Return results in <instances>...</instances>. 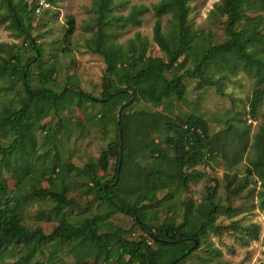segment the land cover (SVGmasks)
<instances>
[{"label": "rangeland", "instance_id": "obj_1", "mask_svg": "<svg viewBox=\"0 0 264 264\" xmlns=\"http://www.w3.org/2000/svg\"><path fill=\"white\" fill-rule=\"evenodd\" d=\"M160 1L131 0L127 7L113 10L112 15L126 16L132 5L151 6ZM15 2L20 7L28 5L30 19L25 18V23L31 24V39L12 20H5L7 8L0 0V63L7 59L26 65L35 55L30 46L35 40L42 55L39 61L32 62L29 74L32 88L41 85L40 68L46 66L50 90L65 94L79 89L97 100L88 102L67 94L64 104L42 120V130L30 134L36 141L30 159L31 174L36 173V176L30 175L21 183L8 168L3 169L8 191L2 199L4 203H10L23 225L30 230L41 229L49 235L65 220L80 228L93 226L99 234L122 230L128 240L147 238L131 216L115 211L108 202L98 201L100 194L94 182V176H98L103 184H107L108 192L115 195L118 204L138 207L145 223L153 228L165 223L178 227L187 218L197 216L209 219L210 227L201 234L200 248L180 264H264V187L258 176L248 171L256 152V135L264 130V99L255 117L251 115L250 105L257 89L264 93V82L258 83L260 75L255 71L250 74L245 69H237L228 74L214 64L208 66V74L213 80L220 81L219 87L186 76L187 71H194L199 66L210 46L223 44L230 37L228 18L216 9L223 0L191 3L188 28L197 36L180 58L181 68L177 73L183 77L186 87L184 98L173 95L158 105L139 101L125 110L122 106L128 105L129 101L121 104L113 100L105 104L107 99L103 102V92L108 84L104 79L107 65L102 56L88 48V43L95 46L97 31L108 28L99 25L93 0H61L57 5L49 3L50 9L40 13L37 11L40 0ZM258 18H262L259 30L264 33L263 12H248L236 29ZM71 20L74 22L72 34ZM156 21L154 13L150 12L142 17L140 27L130 25L121 30L112 27L106 40L127 49L134 41L132 48L136 57L145 53L147 57L166 60L165 52L155 41ZM162 27V33L170 39L176 30L171 15L162 18ZM16 56L20 57V62ZM166 76L172 79L173 73L167 72ZM26 95L20 73L9 72L1 79L0 120L14 108H19L21 98ZM148 114H160L173 120H187L194 115L208 124L213 138V159L185 170L192 175L186 188L180 186L178 177L174 176L172 184L163 190L156 189L150 198L145 197L144 189L135 184L139 168H155L176 175V152L166 141L172 133H164L163 128V132L143 131L138 135L136 127L146 121L144 115ZM122 115L127 116L129 140L133 143L139 138L148 144L154 142L155 148L164 150L165 159L161 161L152 150L128 158L121 183L116 186L112 181L118 174V156L110 157L106 173L98 163L109 145L120 139L117 123ZM15 138L9 127L0 129V147H9ZM17 157L18 154L10 158L11 168L22 175L24 168ZM90 165L96 166V170L89 171L87 166ZM246 180L249 183L245 185ZM231 181L236 186L228 189ZM242 185L245 187L241 188ZM64 191L71 205L63 215H58L53 193ZM192 243L188 241V244ZM27 248L22 244L8 249L0 254V264H118L116 259H108L106 253L100 254L90 242L83 240L40 244L34 256L26 261ZM153 248L156 247L153 245Z\"/></svg>", "mask_w": 264, "mask_h": 264}, {"label": "trees", "instance_id": "obj_2", "mask_svg": "<svg viewBox=\"0 0 264 264\" xmlns=\"http://www.w3.org/2000/svg\"><path fill=\"white\" fill-rule=\"evenodd\" d=\"M7 8L5 20H12L16 27L31 39L30 31L32 29L30 22L25 23V18L30 19V10L28 5L20 7L15 0H3ZM52 5H57L61 0H47ZM199 0H161L151 6L132 5L131 10L126 16H114L112 11L125 8L131 4V0H93L94 11L98 16L99 25H105L108 29L97 31V40L94 45L88 43V48L102 56L107 65L105 80H108L106 89L103 92L104 101L110 103L113 100L120 101L125 110L136 102L144 101L152 104H161L171 98L173 95L183 99L186 95V87L183 77L177 73L181 68L180 58L183 53L189 49L193 39L197 36L188 28L189 14L191 12V3ZM217 11L222 16H227V31L229 39L220 45L210 46L199 66L194 71H187L186 76L190 79H200L208 86H220L219 80H213L208 74V66L214 64L225 72L233 73L237 69H245L247 73L255 71L260 75L259 84L264 82V33L259 30L262 18L245 23V26L239 30L236 26L242 23L247 17L248 12H263L264 0H223L222 4L216 6ZM153 12L157 21L155 26V41L162 51L166 54L164 58L147 57L142 53L139 57L134 55L131 42L129 48H124L116 43L106 40V36L112 27L119 30L125 29L130 25L140 27L142 17ZM171 15L176 30L172 32L170 39L162 33V18ZM72 34L74 32V22L70 21ZM177 31V32H176ZM174 38V39H173ZM137 39L141 41V37ZM172 39V40H171ZM179 44L178 48L176 45ZM30 46L35 50V55L29 59L24 66L12 63L5 59L0 63V80L9 72L20 73L27 95L20 100V107L14 108L9 115L0 120V129L9 127L16 135L15 141L7 148L0 147V254H4L8 249L20 247L26 244V258L29 260L37 252L40 244L52 243L57 240L65 243L83 240L91 243V246L97 251L107 254V258L116 259L118 264H180L188 259L197 249L200 248L201 234L210 227L208 218L201 219L187 218L186 222L176 227L174 224H163L153 228L144 221V215L141 210L131 208L127 204H118L113 193L108 192L107 184L102 183V178L94 176V182L99 190V202H108L115 211L131 216L135 224L147 235V238L140 240H128L125 238L126 232L117 230L113 234H99L97 228L93 226L80 228L67 221H63L52 234L46 235L41 229L30 230L23 225L22 219L14 214L10 208V203L3 201L2 197L7 193L8 186L4 177L3 169L14 173L17 180L23 183L31 174L30 159L36 148V141L30 134L42 130L41 122L50 116L53 110L59 109L64 104L67 94L86 99L88 102L97 101L92 95L85 94L78 89L70 90L67 93H56L47 87L49 72L46 66L40 68V86L36 89L31 87L30 72L32 62L41 59L42 51L37 46L36 41L32 40ZM15 59L20 62V57ZM167 72L173 73V78L166 76ZM263 90L257 89L251 100L250 110L253 117L256 116L258 108L263 103ZM146 121L136 127L140 136L143 131L149 133L152 131H161L172 133L167 136V144L172 146L176 152V175L163 172V170L150 168L141 169L136 175L135 184L145 191V197L154 196L156 189L163 190L175 180L180 186L187 187L191 181V174L185 170L197 167L206 159H213L211 153L212 140L208 124L192 115L187 120H173L160 114H148ZM143 118V120H144ZM127 116L122 115L117 123L118 134L122 138L109 145V148L102 153L98 166L106 173L110 166V157L118 156L117 175L112 181L113 185L118 186L121 183V176L125 170L126 160L138 156L143 152L152 150L154 155H158L162 161L165 159V152L161 148H155L154 142L148 144L142 139L135 138L132 143L128 137V128L126 123ZM160 124V127L158 125ZM135 128L133 129L134 132ZM255 155L250 160L248 171L250 174H256L264 187V130H261L255 138ZM122 150L120 152V147ZM18 154L17 161L24 168L22 175L15 173L11 168L10 158ZM96 166H87L89 171H94ZM199 174V173H197ZM53 182V179H50ZM249 182L246 180L245 185ZM236 186L230 182L228 189ZM240 185V184H239ZM245 186L242 185L241 188ZM66 191L63 193H53L56 203L55 212L63 215L66 208L71 205L67 200ZM211 213H209L210 215ZM188 241H193L188 244ZM198 242V246L191 252L188 251ZM152 243V244H151ZM153 245L156 248H153ZM128 258V259H127Z\"/></svg>", "mask_w": 264, "mask_h": 264}, {"label": "built area", "instance_id": "obj_3", "mask_svg": "<svg viewBox=\"0 0 264 264\" xmlns=\"http://www.w3.org/2000/svg\"><path fill=\"white\" fill-rule=\"evenodd\" d=\"M50 4L47 2V0H40L39 6H38V13H40L42 10L50 9Z\"/></svg>", "mask_w": 264, "mask_h": 264}, {"label": "water", "instance_id": "obj_4", "mask_svg": "<svg viewBox=\"0 0 264 264\" xmlns=\"http://www.w3.org/2000/svg\"><path fill=\"white\" fill-rule=\"evenodd\" d=\"M120 145H122V138L120 137ZM122 150V146L120 147V152ZM198 246V242H195L194 246L188 251V253H191L196 247Z\"/></svg>", "mask_w": 264, "mask_h": 264}]
</instances>
